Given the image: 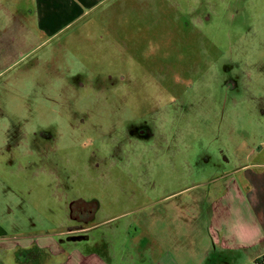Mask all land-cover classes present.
I'll use <instances>...</instances> for the list:
<instances>
[{
	"label": "rangeland",
	"instance_id": "374dc122",
	"mask_svg": "<svg viewBox=\"0 0 264 264\" xmlns=\"http://www.w3.org/2000/svg\"><path fill=\"white\" fill-rule=\"evenodd\" d=\"M88 1L47 42L35 17L45 44L0 76V264L59 263L35 235L66 242L75 209L110 264H257L221 253L210 206L264 162V0Z\"/></svg>",
	"mask_w": 264,
	"mask_h": 264
},
{
	"label": "crops",
	"instance_id": "0c3cea01",
	"mask_svg": "<svg viewBox=\"0 0 264 264\" xmlns=\"http://www.w3.org/2000/svg\"><path fill=\"white\" fill-rule=\"evenodd\" d=\"M98 3L90 2L92 7ZM72 11L73 6L68 5V0H0V62L3 63L0 66V76L74 22L73 20L66 22L63 18L59 23H55L49 20L53 14ZM35 17L36 21L47 20L45 28L50 33L47 34L45 42L29 44L25 38V30L27 28L30 30ZM30 40L34 41L33 38ZM13 135L19 144L21 142L19 134ZM239 173L243 176L235 178ZM226 174L233 178L220 190L221 193L210 206L212 239L215 240V245L222 246L221 253L231 255L232 252L247 253L253 250L255 256L264 255V162H249ZM87 221L86 218L79 219L77 220L79 225L83 223L81 227H69L66 231L53 233L57 237L86 235V240L67 239L65 242L61 239L58 242L46 233L35 235L38 239L37 245L41 249L49 250L55 258L64 257L55 264H110L111 262L102 256V234L94 236L91 240L89 234L97 229V226L88 224ZM0 231L4 229L0 228ZM28 237L25 236L20 247L29 246L31 242ZM81 241L87 242L79 246ZM63 243H68L67 248L62 247ZM146 251L148 252V249ZM165 256H159L154 264H169ZM210 261L213 264L212 257ZM147 262L148 260L143 264H148ZM207 262L209 263L208 259Z\"/></svg>",
	"mask_w": 264,
	"mask_h": 264
},
{
	"label": "flooded vegetation",
	"instance_id": "af4514ba",
	"mask_svg": "<svg viewBox=\"0 0 264 264\" xmlns=\"http://www.w3.org/2000/svg\"><path fill=\"white\" fill-rule=\"evenodd\" d=\"M66 45V44H65ZM64 44L62 45V46H65ZM55 57H57V55H54V58ZM56 61V60H55ZM57 62V61H56ZM52 65H53V63H52ZM37 66H38V68H40L41 67V64H37ZM78 205H79V203H78ZM77 210V211H76ZM75 212H77V214H75ZM90 214V211H85V212H79L78 211V209H75L74 210V212H73V214H72V217L74 218V219H77V220H79V219H82V218H85L86 216H88ZM91 216V215H90Z\"/></svg>",
	"mask_w": 264,
	"mask_h": 264
},
{
	"label": "water",
	"instance_id": "95a60500",
	"mask_svg": "<svg viewBox=\"0 0 264 264\" xmlns=\"http://www.w3.org/2000/svg\"><path fill=\"white\" fill-rule=\"evenodd\" d=\"M86 238H87L86 235H74V236H70L68 239L72 241H80Z\"/></svg>",
	"mask_w": 264,
	"mask_h": 264
},
{
	"label": "trees",
	"instance_id": "16d2710c",
	"mask_svg": "<svg viewBox=\"0 0 264 264\" xmlns=\"http://www.w3.org/2000/svg\"><path fill=\"white\" fill-rule=\"evenodd\" d=\"M263 260V261H262ZM257 264H264V257L262 259H257L256 260Z\"/></svg>",
	"mask_w": 264,
	"mask_h": 264
}]
</instances>
